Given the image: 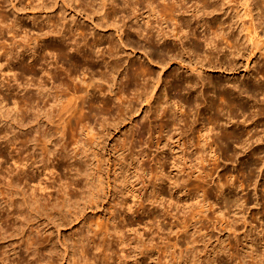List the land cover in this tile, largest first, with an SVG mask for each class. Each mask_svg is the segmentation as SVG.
<instances>
[{
  "label": "bare ground",
  "instance_id": "bare-ground-1",
  "mask_svg": "<svg viewBox=\"0 0 264 264\" xmlns=\"http://www.w3.org/2000/svg\"><path fill=\"white\" fill-rule=\"evenodd\" d=\"M33 1H34V11L36 10V13L37 12L43 13L42 16L39 14L41 16L40 21L34 18V25L37 24L35 25V27L37 28L34 27V41L36 45L34 44V59L32 58L34 60L33 62L34 90H35V92H33L34 100L33 97H31L32 95L28 96L29 93L28 95H26V93L22 95L24 90L26 91L27 86H25L26 89L22 88L23 92H21V95L17 96L16 93L15 95H13L11 89L12 86L10 82H5V79L7 78H3L2 75L0 76V116H1L0 118L3 121L10 123V128H8L9 127L8 126L7 129H4L5 130L4 135L2 132L3 136L1 135L0 132V139H1L0 158L2 159V161L0 162L3 161L4 163L10 162L13 165V167H9V168L7 167L8 178L6 177L5 178L8 179V181L6 180L7 181L6 188L0 189V196H1L0 221L8 223V224L5 223L6 224L5 228H3L0 225V241L2 239L3 240L8 239L9 241H12L13 244L11 245L10 248L8 247L6 248L7 245H10L6 243L7 245L3 248L4 250H0V264H61L63 261L65 262L68 261L66 263L69 264H128V263L138 264L136 259H134V261H131L129 259L137 257L138 254H141L142 257L145 256L146 254L147 256L150 255L151 257L153 251L156 250L155 246L149 247V245L145 244L144 240H142L143 238L142 233L144 232H140V229L142 230V228H139L141 225L142 226L147 225V222H144L143 219L139 217L140 214L142 217L143 216L142 214L145 212L144 202L145 200H147V197L146 199L142 198L141 196L143 193L142 190L144 189L146 191L145 187L148 188V185H151V183L148 182L149 179L146 181L145 178L148 176L145 177L146 174L144 175L145 172L143 171L142 165H140L139 163L140 158L145 154L143 155V153H140L139 159L137 158L138 155L135 154L136 155L135 156L134 154L131 153L133 151H131L129 154H126L125 151L130 150L131 146L127 145L128 140H126L125 137L124 139L121 138V142H120L121 146L119 148H116V150H114L115 151L114 154L116 155L117 153L118 156L117 157L115 156V160L110 162V158H107L109 156L108 153L107 152L105 154L101 153L102 149L104 150L106 149V146L104 144H102L104 146L101 147L100 140L102 134L101 136H99L97 132L98 130H96L95 132L94 129L90 127V125L87 123L89 122L88 120L87 122L86 121L84 122L83 114L85 112H82V110L84 111V104L86 103L87 99L90 108L95 104L97 105L102 104L101 109L107 111V109L110 106V104L106 100H104L105 98L101 100H98L96 98L97 96L96 94L102 93L104 89L101 80L102 82L106 81V85H108L107 86L108 88L105 89L106 91L108 90L107 92H110L112 90L111 89L112 86L116 84L115 81L112 80H111L112 83L110 84L109 83L110 80L109 79L105 80L102 75H100V77L97 78L98 79L97 82L95 80L96 79L95 76L99 74L95 59L96 54H94V52L95 53L99 52L98 49L101 47V45L104 46L103 48L101 47L102 49L100 52H102L103 56L108 55V57L112 58V60L110 59L111 60L110 66L112 68L111 70L115 73L118 72L120 68H122L121 63L119 62V59H121L120 58L121 53H119L118 49L120 48L125 49L126 47H128L131 49L132 53L136 50L138 52L140 51V53H142L143 59L139 56L140 58L138 57V60L136 59L137 62L132 63L131 66L132 68L133 67L135 68L132 70L137 71V73L135 74L136 76L134 75L132 76V78L135 79L136 77L138 79V77H142L143 80V83L140 85V87H138L141 90L137 91L138 93L137 92L135 93L137 95L136 98L143 99V101L147 103L146 105H148V107L150 108L149 110L152 111V108H154L155 109L154 113L156 116L163 115L166 111L168 112V110L169 112H171L170 109L173 110L174 115H176V112H179L180 115L181 112L180 115L181 119H179V122L176 121L177 119L173 118L171 115V118L166 119L167 120L166 124L163 123L160 125V132L157 129H155V131L159 132L158 134H162L163 132H165V128L168 125L172 126V128L178 126L175 128L177 130L179 129L178 132H176L175 129V133L173 134H168L169 132L166 134L164 133V135H162L161 138H158L156 142L158 148L162 140L164 139L168 141L166 145L169 146L171 144L172 146L174 138H176L178 142H180V144L182 142V147L184 146L183 148H181V145L178 144L177 145L175 144V146H173L180 148L182 150L180 152H183V150L186 152L188 148L189 149L187 151H189L191 146L193 147L195 146L193 148L197 156L195 159L197 160V162L200 159L199 160V166H200V163L204 164L203 161L206 160L204 159L203 156V153H206V150L204 151L203 148L207 149V154L209 153L210 155L211 153L212 155L215 152L214 146L216 147V144L219 143L221 140H223V137H226L227 140H230L233 143L235 154L237 153L239 154V156L243 155L244 157L252 158L251 160L253 162H250V164L247 167L251 170L250 174H253V171L255 170L258 171V174L256 173L257 171L254 172L255 173L254 180L251 178L249 179L244 178L245 179L244 182L246 183V186L242 187L245 190L250 188L252 192V193L250 192L252 194V197L250 196V194H247L246 191V195L244 194L245 196L243 195L241 199L239 198L241 200L240 201L238 198L234 196L233 190L230 189L231 191H229L227 187L230 186L228 185L229 183L227 184L224 182L226 186H223L224 184L219 182L220 184H222V186L219 184L221 187L219 190L221 195L219 197L220 202L216 201V203L220 205L221 212L218 209L217 210L219 211V213H223L224 210L227 211L231 207L232 202H234L233 204H235L237 200L240 201L238 207L240 206L242 208L241 215H242L244 227L245 226L250 227L249 230L251 232L253 230L256 232V230L258 229V234H260L261 232L264 234V217L263 218L258 217L259 214L258 212L260 211L258 208L259 207L264 208V201H263L264 197H262L263 202H261L258 194V190H259L258 178H260V175L261 177H263L262 175L264 174V154L261 155V153L264 152V117H262L264 116V80L262 81L263 83H258V81L260 82V78H264V41H261L259 35V29L260 31L261 29L264 30V0H240V1L238 0L241 3L239 4L241 5L242 9L240 7H238L239 9H236L235 7L234 12L232 11L233 14L230 17V18H234L236 21L239 22V23L236 22L237 25L234 26L236 27L235 32L234 30H231L232 29L231 25L226 26L227 21H225V19H222V16L225 14L226 9H230L231 11L232 0H194L195 4H197L196 2H198L199 4L201 3L200 4L202 6L201 10L204 13L206 12L209 15L211 14L215 15L214 17H212V20L209 19L210 17L207 14L206 15L209 17L208 18L209 20L208 19L204 20L205 19L204 17L200 18L199 12L201 11H199L200 9L198 10V8H196L197 10H193V11L191 10V8L188 9L189 6L187 5L188 4L187 2L192 0H162L163 3L162 2L159 3V0H121V1L94 0L97 1V5H98V7L96 6L97 7L96 10H94L92 3L87 2L86 0H85L86 2L84 0H33ZM2 2L9 3L10 7L12 6V8L15 11L17 10V8L19 9V7L16 8L17 4L15 3L16 1L14 2V0H2ZM140 9H145V10L139 11ZM254 9H256L257 12L259 13L253 14L255 13ZM118 10L124 12L128 11V13L126 14L127 22L124 21V24L123 22H121L120 25L123 24L122 26L118 25V22L115 21L117 18L115 19L114 17L116 16V13H118ZM36 13L34 14L35 16H37ZM70 13L72 14L70 18L72 20L68 21L69 19L68 17H70L69 16ZM2 14H0V16ZM98 14L99 16H97ZM112 15L114 19L112 18L113 21L110 20L111 21L110 22L109 18H111ZM76 16H79V18H81L80 19L81 24L80 22H78L79 20L76 19ZM4 17L7 20L8 18H10L8 17V14ZM7 20L6 22L2 20L4 24L7 23V25L5 26L2 25V27H0L1 28L0 32L2 33L4 31H7L8 33L9 32L16 33L17 26L19 25L20 27L21 24L18 23V20L16 19L15 20L13 19L12 24L8 23ZM133 20L135 21L134 26L133 24H129V25L127 24L128 21L132 22ZM85 22L86 24L88 23V25L93 27L91 32L88 31L91 27H89V29L87 28L88 30L86 29ZM193 22L197 24V28L202 29L201 32L204 33V34L202 33V37H200L196 33L197 30L194 28V25L192 26ZM40 23L42 24L45 23L48 26V30L46 31L47 28L44 29V26ZM67 26L69 27V30L71 29L72 31H74V33L75 31L76 32L78 31L77 33L78 37L74 38L71 35L73 37L72 42L70 41L71 45L70 42L67 41H66L67 43L61 42L60 41L61 39L59 40V42H57L58 40L53 42L54 40L51 39V36L57 34L58 38L64 37L62 32L66 30L65 27ZM123 26H125L124 29ZM57 27L60 28L55 29ZM110 27H117V29L115 28L116 30L114 33L115 35L111 32V29H109L111 33L105 32V29ZM191 28H194L196 32H194V30L191 31ZM24 29L26 30L25 32H27L28 30L30 31V27L29 29H27V26H24ZM61 29L64 30L61 32ZM22 31L24 30L22 29ZM31 31L33 32V30ZM58 34H60V37ZM89 36H91V38ZM14 39L12 36V40L14 43L12 42L13 45L10 46V50L8 49L9 51L5 52V54L8 56L5 57L7 58L6 63L5 62H4L5 64L0 63V74H3L1 72L4 71L9 72V74L12 72V77L17 75L16 74L17 68L14 66L15 64L14 56L15 55L17 57L19 56L18 49L19 47H21V45L16 42L17 39H15L16 41ZM50 39L53 41L51 42ZM31 40H33V38ZM35 46H38V49H35ZM95 47L96 48L98 47V49H95ZM257 54H259V56L262 57L261 65L258 63L261 67L259 65L258 67H254V65L251 67L250 63H252L251 61L254 60V59L252 60V58L253 57L256 58ZM2 55H4V53ZM47 55H55L56 56L55 61L61 62L62 64L68 66L66 68L67 77L68 78L71 77V82L69 83L66 82L67 86H65V88L70 87L69 91L67 92L62 91V88L61 89L59 88L64 82L62 83L59 82L60 83L59 85L56 84L58 82H56L55 84L54 83L51 84L54 85V87H56L51 89L53 86L51 88H49L50 84L49 86H47L48 80L41 81L42 78H38L37 71L39 70H41V72L44 73L45 76H48L47 74H50V70L52 66L51 68L48 69H45L46 67L44 68V64H46L45 62L47 59L46 57ZM18 63H20V61H18ZM51 63L48 64V67L49 65H51ZM106 65H108V63ZM2 66L4 67L6 66V67L2 68ZM63 69L64 68L62 67V70ZM80 69L84 73L81 72ZM214 70H222L225 72H233V73L236 72V75L235 74L225 75V76L220 75L215 77L213 74H211V72ZM45 72L47 74H45ZM85 72L89 74L88 79H86L87 77L85 78L84 75ZM110 73L112 74L111 71ZM80 74H82L83 76L80 77ZM8 75L7 73L6 75L3 74L4 77ZM40 76H43V74ZM67 77L65 76V78ZM114 77H116V75ZM16 78L17 77H15L14 79L16 80ZM49 78L53 80L54 77L51 76ZM76 79H78V81H76ZM249 82H255L256 84L254 83V85L251 86L252 83L250 84ZM133 84L135 85V83ZM133 84L131 86H133ZM9 90L11 91L7 93ZM112 92L113 91H111V93ZM79 93H83V95ZM124 94L125 91L123 90V88L117 93L118 95L117 99L119 100V102H121L120 100H122V97H125ZM244 94L246 98L250 99L251 103L254 99L257 100H254L255 102L253 101L252 104L250 102L243 101L242 100L243 97L241 99V95L244 96ZM152 98H154V103L151 102V100H153ZM258 100L260 101V104L258 103ZM25 106L31 109L32 111L34 110L33 111L34 123L32 122V124H34V131L37 128L36 132L38 133V136H36L37 133L36 135L34 134L35 135L34 138L23 136L24 139H21V142L19 141L20 146H18L17 140L19 139L20 136L16 134L17 131L15 133L14 131L15 128L14 130H9V129H11L15 123L20 125L21 128L23 125L26 126L28 125V123L31 124V122L24 124L25 120L23 114L19 112V110H21ZM121 106L122 108L123 107L125 108V106L123 105ZM130 107L132 109V106ZM28 108L26 109L28 110ZM122 108L119 110L120 111V114H118L119 116L121 114L122 115L124 114L123 113L124 108L123 109ZM255 108H258V110L256 109V112L254 110ZM138 109H136L134 112L138 111ZM250 109H253L255 114L253 113L254 115L252 116L251 114L250 116H245L246 112ZM238 111L241 112V116L243 117V118L240 117L241 119H243L242 121L238 119L240 122L234 120V117H236L235 113ZM117 112L115 111V113ZM94 113L96 112H93V115ZM132 113L133 112H131V115ZM84 115L86 116V114ZM102 115L104 114L102 113L101 116ZM125 115L126 116L130 115V110L127 108ZM125 115H123L124 117L122 116L118 122L116 121L115 123L114 121L115 125L123 124L125 120L128 118V116L125 117ZM225 116H227L226 117L227 121L226 123H222V120L225 119L224 118ZM129 117L131 118V116ZM149 117L150 116H148V118ZM97 118L94 119L97 120ZM104 118H109V117H104ZM157 118L158 117H156V119ZM177 118H179V116ZM1 119H0V123H2ZM109 119L112 120V118ZM46 123H51L50 125L54 124L53 128H49V129L44 128V125ZM109 123L110 122L106 121L105 119L99 121L100 126H103L105 130L106 129L110 130L111 128L114 127V126L111 127L113 123L112 124ZM228 123L230 124L232 123L231 127L233 126V128L230 129L224 127L227 126ZM260 124H262L261 127ZM153 126L157 127L155 125ZM3 127L6 126L4 125ZM116 127L117 126H115L114 128ZM148 127L150 128V125ZM238 127H241V130L238 129ZM16 128L20 130L18 126ZM111 131L112 130H110V132ZM149 131H151V128ZM21 133L23 132L21 131ZM195 135H196L195 138H197L196 143L194 142L196 139L195 140L193 139ZM58 136H62V138L58 139L57 138ZM65 136L70 137L69 141L67 140L65 141L63 140L64 142L61 141L62 139H64ZM82 136H86L87 138L83 140L84 137ZM118 140H120V138ZM151 140L152 139H150V141ZM28 144H31V146ZM27 146L32 148V152L27 153L31 149V148L29 149V147ZM24 147L26 149H24ZM217 150L218 149H216V151ZM237 154L235 157H237ZM214 156L217 155L215 154ZM183 159H184L183 161L185 162L183 161L182 162L185 163L186 165L188 159L185 157V155ZM192 159H194V157H192ZM55 160L57 161V163L54 162ZM168 160L170 161V159ZM159 162H161V160ZM176 162L177 161L173 160L171 163L174 166V168H177V170H179L178 172L182 171L181 165L180 167L177 166L179 164H177ZM246 163L247 162H245V164ZM197 164L198 163H196V165ZM185 165L184 167L186 168V166L189 165V163L186 166ZM160 167L157 166L152 170H148L150 171V174H152L151 175L152 178L155 179L154 182L153 179L151 178L152 179L151 182H154V184H152L153 185L152 187L153 189H155L154 194L153 195L151 194L152 195L151 202L152 203L154 202L155 204V202L158 203V201L164 199V201L165 200H167L166 202L169 201V203L174 208L177 207V209L178 206L180 207L182 205H186L190 200L184 203L182 202L180 197L181 195H179L182 192L181 188L174 191H173L174 188L172 189L173 185H174L173 187H175L178 184L177 182L179 177L178 179L177 177H174L175 180L172 181L173 177H170V175L172 174L166 173L165 175L164 172L162 171L159 172L158 170ZM111 168L113 170V174H112L113 177H111V171H110ZM192 174L194 173H191L190 175L192 176ZM182 175H184V177L187 176L185 174ZM190 175L188 174L189 177ZM217 176H219V173ZM198 177L203 179L208 177V175L205 176L201 174ZM3 178L4 177H2V179ZM191 178L192 177H190V179ZM183 179L180 178V180L184 182L185 180ZM227 181L229 182L228 179ZM164 182L169 186H171V188L170 187L169 189L167 188L168 192H165L164 190V187L162 185ZM210 183L212 182L210 181ZM202 188L200 190H202ZM184 189L185 187H183L182 190ZM197 191L198 190H196V192ZM198 195H204V194L203 193L201 194V192L199 191ZM17 196H21L20 199L22 201L15 199ZM140 196L142 199L139 198ZM132 197L133 198L135 197V199L137 197L139 198L138 201L139 206H137L138 214H136L135 219H134V214L132 215L133 213L132 210L136 202L133 199L134 200L132 202L133 204L131 203L130 199L132 200ZM148 200L150 201V199ZM206 200L208 201V199L206 198L201 203H197V204H201L200 206L202 209L204 208L203 210H205L206 207ZM251 202H253L252 205L250 204ZM2 203H4V205ZM186 206H188V204ZM235 206L237 205H234V207ZM252 206L255 207L256 210L257 209L259 210L257 212L258 214H255L256 217L254 216L256 219L259 218L260 222L258 221L259 222L258 226L252 225V223L249 221V217H251L253 213L251 209ZM95 209L96 210L102 209L103 212L105 211L104 213L106 214L109 213L108 217L107 215L106 218L102 217L101 215L100 216L97 215L98 216L97 217L95 216L96 214H93L94 217L97 218L88 220L87 211L90 210L91 212H93L92 210ZM190 209L192 211L194 210V208H190ZM203 210L202 212H204L205 214V211ZM198 211H199V215H201L200 209ZM228 211L227 213H229ZM26 212L28 213L29 216L24 215L27 214ZM192 213L194 214L196 212H192ZM149 214H152V212ZM196 214L194 216H196ZM14 215H16L17 218H19L18 220H20V218L23 217V219L21 218L22 220L19 224H17L18 222L15 221V218L11 220V217H13ZM93 215L91 217H93ZM191 215H189L190 216L188 217L189 219L190 218L193 219ZM117 216L121 218L119 221H117ZM157 216L158 215H148V217L147 218L145 217V219L152 218L151 219V223H152V220L156 219ZM196 219L193 220L196 221ZM31 220L35 221L34 222V226H35L34 228H36L35 231L37 232V234L38 233L41 234V237L39 234H38L39 236L37 235L31 236L30 233L28 234L26 233L25 239L19 242L16 241L15 238L23 237L24 226L26 229V224L28 226V222H30ZM190 220L189 221L187 220V222L186 221L182 222L181 220L179 226H181V223L182 224L184 223V226L182 225L183 226L182 228H184V230L180 232L178 231V233H176L178 235L174 237L175 239L174 242L172 243L173 247L183 246L184 244L182 240L184 238L183 236H186L185 234L188 233V230L192 228V226H195V224L197 223L196 221L189 224ZM37 221L40 223H38ZM81 223L83 226L79 227ZM50 224L51 225L53 224V226H57L59 228L64 227V229L67 226H73L75 228L76 226H78V230L77 229H76L77 231L73 230L74 232L70 231L72 232V234L70 236L68 235L69 237L67 238L66 236L62 238L63 241L60 240L61 241L60 243L58 240L60 236L57 240L51 237L53 231L52 232L50 231L51 230L49 228ZM134 226L136 228L138 226L139 232L137 231L136 228L135 229L132 228ZM156 226L158 227V224ZM55 229L57 228L55 227ZM176 229L179 230V228L177 227ZM33 230L34 229L32 226V231ZM126 231L129 232L137 231V234L132 232L133 237L129 238L128 236H126L127 234H125L128 233ZM181 232L183 234L179 235V233ZM61 233H63V229ZM13 239H15L16 243H14ZM260 242H262L260 244L261 247L259 248L262 249L261 253L257 252V248H255L256 252L259 253L256 254L257 255L256 256L255 252L250 249L248 255L250 258H252L251 260H254L255 258L257 259L258 257L259 258L261 257L262 260H264V236L263 237L261 236ZM195 243L196 240L194 241V244ZM58 244L61 246L62 251L58 250V246H57ZM221 244L218 245L217 248H215L216 249L214 250L215 256H218L220 252L222 253L225 252L226 246L223 245L224 243L222 245ZM185 247L186 248L184 250H181V255L178 258L177 256H174L176 257V259H180L179 264L184 263V261L186 260L188 254L184 253L185 251L192 252L194 256L195 248L194 247L188 248L187 245ZM259 249L258 251H260ZM28 251H31L30 253L32 254H30V256L33 255V259L27 260L29 256H27V259L25 258ZM59 251L61 253H59ZM24 252L25 253L27 252L25 256H24ZM166 252H164V257L166 256ZM233 256L240 258L238 254H233ZM245 257H247V255L246 256L242 255V258ZM58 258L60 262L59 260H57ZM116 261H118V263ZM254 263L256 264V262ZM191 264H196L195 260ZM206 264H212V261L210 260Z\"/></svg>",
  "mask_w": 264,
  "mask_h": 264
},
{
  "label": "rangeland",
  "instance_id": "rangeland-1",
  "mask_svg": "<svg viewBox=\"0 0 264 264\" xmlns=\"http://www.w3.org/2000/svg\"><path fill=\"white\" fill-rule=\"evenodd\" d=\"M16 1V2H15ZM29 3H28V2ZM85 1V0H84ZM87 2H90V3H92V5H93V7H94V10H96L97 9V7H98V5H97V1H94V0H86ZM85 1V2H86ZM117 1H121V0H117ZM240 1V0H239ZM238 0H232V3H231V6H232V9H231V11H230V9H226V12H225V14L222 16V19H225V21H227V23H226V26H228V25H231V27H232V29L231 30H234V32H235V28L236 27H234V26H236L237 24H236V22L237 23H239L238 21H236L234 18H230L231 16H232V14H233V12H234V8L236 7V9H239L238 7H240L241 9H242V7H241V3L239 2ZM14 2L17 4V6H16V8L17 7H19V9L17 8V10H19V11H15L13 8H12V6L10 7V4L9 3H7V2H2V0H0V14H2L0 17V23H1V21L2 20H4V22H6V18L4 17V16H6L7 14H8V17H10V18H8V20H7V22L8 23H10V24H12V22H13V19L15 20H18V23H20L21 25H20V27L24 30V31H22V29L19 27V25L17 26V36H16V33L15 32H7V31H4V32H0V46H1V49H0V63L1 64H5L6 63V59L7 58H5L7 55L5 54V52H7V51H9L10 50V46H12L13 44H12V42H13V40H12V36H13V39H14V36H15V39H17V43L18 44H20L21 45V47H19V49H18V52H19V56L17 57L16 55L14 56L15 58H14V66L17 68L16 69V74L18 75H16V76H14V77H12V72L9 74V72H1V73H3L4 75H6V73H7V75L8 76H3V74H0V76L2 75V77L3 78H7V79H5V82H10V84H11V89H12V94L13 95H15V93H16V95L18 96V95H21V92H23L22 90L23 89H26V91L24 90V92H23V94L22 95H24L25 93H26V95H28V93H29V95L28 96H31V97H33L34 96V93L33 92H35V90H34V44H35V41H34V27H35V25H37V24H35L34 25V18H36V19H38V21H40L41 20V16H42V14L43 13H40V12H37L36 13V10L34 11V1L33 0H14ZM18 2H19V4H18ZM32 2V3H31ZM162 2V0H159V3H161ZM96 3V4H95ZM163 3V2H162ZM188 3V4H187ZM186 4L189 6V8L188 9H190L191 8V10L193 11V10H197L196 8H198V10L199 11H201V12H199V17L200 18H205L204 20H206V19H208L209 17V19H211L212 20V17H214L215 15L214 14H211V15H209V14H207L206 12L204 13L201 9H202V6L198 3V2H196L197 4H195V1L194 0H192V1H189V2H187ZM240 3V4H239ZM29 6H28V5ZM5 5V6H4ZM20 5V6H19ZM186 5V6H187ZM198 5V6H197ZM239 5V6H238ZM7 6V7H6ZM97 6V7H96ZM234 6V7H233ZM194 8V9H193ZM13 9V10H12ZM235 9V10H236ZM142 10H145V9H140L139 11H142ZM227 10H229V11H227ZM256 9H254V12L255 13H253V14H256V13H259V12H257V10L255 11ZM233 11V12H232ZM231 12V13H230ZM37 14V16H35L34 14ZM124 13V14H123ZM128 13V11L126 12H124V11H120V10H118V13H116V16H114L115 17V21L116 22H118V25H120V23L121 22H123V24H124V21L125 22H127L126 20H127V17H126V14ZM200 13H201V15H200ZM204 15H203V14ZM5 14V15H4ZM41 16H40V15ZM209 16H207V15ZM231 14V15H230ZM4 15V16H3ZM15 15H17V16H15ZM71 13H70V17H68L69 19H68V21L70 20H72V19H70L71 18ZM35 16V17H34ZM97 16H99V14L97 15ZM125 16V17H124ZM3 17V18H2ZM15 17H17V18H15ZM18 17H20V18H18ZM39 17V18H38ZM113 15L111 16V18H109V21L110 20H112L113 21ZM124 18H125V20H124ZM248 18H250V17H248ZM10 19V20H9ZM76 19H78L79 21L78 22H80V24H81V18H79V16H76ZM121 21H120V20ZM122 19H123V21H122ZM208 19V20H209ZM233 19V20H232ZM245 19H247V18H245ZM21 20V21H20ZM119 20V21H118ZM207 20V21H208ZM249 20V19H248ZM10 21V22H9ZM4 22L2 21V23H1V25H0V27H2V25L3 26H5V25H7V23H5L4 24ZM77 22V23H78ZM111 22V21H110ZM135 21L133 20L132 22H129L128 21V25L129 24H133V26H134V23ZM143 23V22H142ZM195 22H193V24H192V26L194 25V28L197 30V32H196V30L194 29V28H191V31H193L194 30V32H196L200 37H202V33L203 32H201V28L199 29V28H197V24L195 23ZM22 24H24V25H22ZM40 24H42V23H40ZM85 24H86V22H85ZM84 24V25H85ZM123 24H121L120 26H122ZM43 26H44V29H46V31L48 30V26L45 24V23H43L42 24ZM9 26V25H8ZM24 26H27V29H29V27H30V31L28 30L27 32H25L26 30L24 29ZM85 27H86V29L88 28L89 29V27H91L90 25H88V23L85 25ZM124 27L125 26H123V29H124ZM19 28V29H18ZM35 28H37V27H35ZM60 27H57V28H55V29H59ZM68 28V29H67ZM92 28L93 27H91L88 31H92ZM115 28L117 29V27H110V28H106L105 29V32H110V30L109 29H111V32L114 34L115 33ZM230 28V27H229ZM1 29V28H0ZM21 29V30H20ZM65 29L66 30H64V29H61V32L63 33V35H64V37H60V34H58L59 35V37L60 38H58V36H57V34L55 35L54 34V36H51V39H53V40H51L50 39V41L52 42H55V41H57V42H59V40L61 41V42H72V40H73V37L75 38V37H78V31L76 32L75 31V33H74V31H72L71 29V31L69 30V27L67 26V27H65ZM20 30V31H19ZM31 30H33V32L31 31ZM50 30H52V29H50ZM108 30V31H107ZM67 31V32H66ZM263 31V32H262ZM25 32V33H24ZM66 32V33H65ZM110 32V33H111ZM208 32V31H207ZM20 33V34H19ZM65 33V34H64ZM68 33V34H67ZM73 33V34H72ZM13 34H15V35H13ZM19 34V35H18ZM33 34V35H32ZM76 34H77V36H76ZM122 34V33H121ZM204 34V33H203ZM73 37H72V36ZM90 35V34H89ZM115 35V34H114ZM259 35H260V38H261V41H264V30L263 29H261V31H260V29H259ZM17 37V38H16ZM70 37V38H69ZM90 38H91V36H89ZM33 38V40H31ZM56 38V39H55ZM90 38H88V39H90ZM259 38V39H260ZM21 40V41H20ZM65 40V41H64ZM19 41V42H18ZM32 41V42H31ZM34 41V42H33ZM66 42V43H67ZM71 42H70V45H71ZM14 43V42H13ZM16 43V44H17ZM33 44V45H32ZM69 44V43H68ZM36 45V44H35ZM103 46L104 45H101V47L103 48ZM5 47V48H4ZM99 48L98 49V47L96 48L95 47V49H98V51L99 52H94V54H96L95 55V59H96V65H97V70H98V74L99 75H96L95 76V80H96V82L98 81V79L97 78H99L100 77V75H102L103 76V78L105 79V80H107V79H109L110 80V84L112 83V81H115V83L117 84H115L114 86H112V90L111 91H113L112 93H111V91L110 92H107L106 91V89L108 88L107 86L108 85H106V81H104V82H102V80H101V83H103V91H102V93H98V94H96L97 96H96V98L98 99V100H101V99H104V100H106L109 104H110V106H109V108L107 109V111L106 110H102L101 109V105L99 104V105H97V104H95L94 106H95V108H94V106H92L91 108L89 107V103H88V99L86 100V103L84 104V111L82 110V112H85L84 114H86V116L83 114V116H84V122L86 121L87 122V120L89 121V122H87L89 125H90V127H92L93 129H94V131L96 132V130H98L97 132H98V134H99V136H101V134H102V137H101V140H100V142H101V147H103L104 145L106 146V149L104 150V149H102L101 151V153H108V157L107 156H105V157H107V158H110V162H112V161H114L115 160V156L117 157L118 156V154L116 153V155L114 154L115 153V151L114 150H116V148H119L120 146H121V144H120V142H121V138L122 139H124L125 137V139L126 140H128L127 142L129 143H127V145L128 146H131V149L130 150H126L125 151V153L126 154H129L131 151H133V152H131L132 154H136V155H138V159H139V156H140V153H143V155L144 156H142L141 158H140V161H139V163H140V165H142V168H143V171L145 172L144 173V175H145V177L146 176H148V177H146L145 179H146V181L148 180V182H150L151 183V185H148V188L147 187H145V189H146V191H147V193H146V191L143 189L142 190V198L143 199H146V197H147V200L148 199H150V201L148 200H145V209H144V213L142 214L143 216L141 217V214H140V218H142L143 219V221L144 222H147V225H141L139 228H142V230L140 229V232H144V233H142L143 234V238H142V240H144V242H145V244L146 245H149V247H151V246H155L156 247V250L155 251H153V253H152V256L150 257V255H148L147 256V254L145 255V256H143L142 257V255L141 254H138L137 255V257H135V258H131V259H129V260H131V261H134V259H136V261H137V263L138 264H179V261H180V259H176V257H174V256H177V258L181 255V250H184L186 247V245H187V247L188 248H190V247H194L195 248V252H194V256H193V253L192 252H184V253H187L188 255H187V257H186V260L184 261V263H182V264H191L194 260H195V262H196V264H206L208 261H212V264L214 263V264H255L254 262H256V264H258L259 263V261H260V259H261V261H260V263L259 264H264L263 262H264V260H262V258L260 257H258L257 259H256V261H255V259L254 260H251L252 258H250L249 257V255H248V253H249V251H250V249L252 250V251H254L255 252V255L256 254H259V253H261V250L262 249H259L260 247H261V243L262 242H260L261 241V236L263 237L264 236V234L261 232L260 234H258V229L256 230V232L253 230L252 232L249 230L250 229V227H244V225H243V220H242V208L239 206L238 207V204H240V199H241V197H243V195L245 194L246 195V191H247V194H250V196L252 197V192H251V190H250V188L249 189H243L242 187H245L246 186V183L244 182L245 181V179H249V178H251V179H253L254 180V178H255V173L254 172H256L257 170H255V171H253V174H250L251 172V170L247 167L249 164H250V162H253L251 159L252 158H248V157H244L243 155H240L239 156V154H237V157H235L236 156V154H235V152H234V145H233V143L230 141V140H227V138L226 137H223V140H221L220 142H223V143H217L216 144V147L214 146V149H215V152L211 155V153H210V155H209V153L207 154V149L206 148H203V150L205 151L206 150V153H203V156H204V159H206V160H204L203 161V163L204 164H201L200 163V166H199V160H198V162H197V160L195 159L197 156H196V154H195V150L193 149L194 147L193 146H191L190 147V152L189 151H187L186 150V152L183 150V152H180V151H182L180 148H177V147H173V146H175V144L177 145H181V148H183L182 147V142H181V144H180V142H178V140L176 139V138H174V140H173V144H172V146H171V144L168 146V145H166L167 143H168V141L166 140V139H164V140H162V142H161V144H160V146H159V148H158V145H157V139L158 138H161V136L162 135H164V133L166 134V133H168V134H173V133H175V127H178V126H175V127H173L172 128V126H165L166 128H165V132H163L162 134H158L159 132H160V125L161 124H163V123H165L166 124V119H168V118H171V115H172V117L173 118H176L177 120L176 121H178L179 122V119H181V117H180V115H181V112H180V115H179V112H176V115H174L173 114V110H171L170 109V111L171 112H169V110H168V112H169V114H168V112L166 111L163 115H159V116H156L155 115V113H154V111H155V109L154 108H152V111L151 110H149L150 108L148 107V105H146L147 103L145 102V101H143V99H137L136 97H137V95L135 94L137 91H140L141 89L140 88H138V87H140V85L143 83V80H142V77H138V79L135 77V79L134 78H132V76H134L136 73H137V71H135V70H132V69H135L134 67L132 68L131 66H132V63H135V62H137V60H138V57L140 56L142 59H143V56H142V53H140V51L138 52L137 50L136 51H134L133 53L131 52V49L130 48H128V47H126L125 49L124 48H120V49H118V51H119V53H121L120 55V58L121 59H119V62L121 63V67L122 68H120V70L118 71V72H113L111 69V60H112V58L111 57H108V55H105V56H103L102 55V52H100L101 51V49L102 48ZM3 48V49H2ZM9 49V50H8ZM28 49V50H27ZM35 49H38V46H35ZM93 49H94V47H93ZM6 50V51H5ZM27 50V51H26ZM32 50V51H31ZM94 51H97V50H94ZM4 53V55H2ZM20 53H21V55H20ZM31 53V54H30ZM100 53V54H99ZM128 54V55H127ZM32 55H33V57H32ZM123 55V56H122ZM51 56V57H50ZM126 56V57H125ZM8 57V56H7ZM47 57V59H46V64H44V68L45 69H48V68H51V66H52V68H51V70H50V74H47L46 72H45V74H47L48 76H45L44 75V73H42L41 72V70H39V71H37V76H38V78H42L41 79V81H43V80H48V84H47V86H49V84H50V86H49V88H51L52 86V88L51 89H53V88H56V87H54V85H51V84H55L56 82H58V83H56V84H60V83H62V82H64V83H62V87L60 86L59 88L61 89L62 88V91H69L70 89V87L68 88V87H66L65 88V86H67V83H69V82H71V77H67V71H66V68L68 67L67 65H65V64H62L61 62H57V61H55L56 60V56L55 55H47L46 56ZM50 57V58H49ZM54 57V58H53ZM128 57V58H127ZM139 57V58H140ZM33 58V59H32ZM54 60H53V59ZM104 58V59H103ZM18 59H20V60H18ZM28 59H30V60H28ZM48 59H50V60H48ZM99 59V60H98ZM111 59V60H110ZM126 59V60H125ZM137 59V60H136ZM254 59V60H253ZM258 59V60H257ZM16 60V61H15ZM109 60V61H108ZM252 60L253 61H251L252 63H250V65H251V67L254 65V67H258V65L260 64L261 65V62H262V57L261 56H259V54H257V56H256V58H252ZM260 60V61H259ZM18 61H20V63H18ZM22 61V62H21ZM49 61V62H48ZM54 61V62H53ZM256 61V62H255ZM258 61V62H257ZM5 62V63H4ZM31 62V63H30ZM52 62V63H51ZM57 62V63H56ZM28 63H29V65H28ZM51 63V65H49V67H48V64H50ZM108 63V65H106ZM256 63V64H255ZM259 63V64H258ZM18 64V65H17ZM22 64V65H21ZM56 64H58V65H56ZM61 64V65H60ZM31 65V66H30ZM55 65H56V67H55ZM99 65V66H98ZM259 65V66H260ZM101 66V67H100ZM6 67V66H5ZM4 66H2V68H5ZM62 67L64 68L63 70H65V71H63L62 70ZM110 67V68H109ZM155 67V66H154ZM261 67V66H260ZM60 68V69H59ZM26 69V70H25ZM45 69H44V71H45ZM54 71H53V70ZM57 69V70H56ZM29 71H31V72H29ZM62 71H63V73H62ZM80 71L81 72H83L81 69H80ZM79 71V72H80ZM110 71L112 72V74L110 73ZM132 71V72H131ZM21 72V73H20ZM57 72V73H56ZM78 72V73H79ZM80 72V73H81ZM134 72V73H133ZM19 73V74H18ZM43 74V76H40V75H42ZM84 73V72H83ZM108 73V74H107ZM113 73H115V74H113ZM239 73V72H238ZM40 74V75H39ZM55 74V75H54ZM66 74V75H65ZM88 73L87 72H85V78L86 79H88V77H89V74L87 75ZM105 74V75H104ZM110 74V75H109ZM211 74H213L215 77H217V76H225V75H236V72L235 73H233V72H225V71H222V70H214V71H212L211 72ZM87 75V76H86ZM111 75H112V77H113V79H112V77H111ZM116 75V77H114ZM128 75V76H127ZM131 75V76H130ZM9 76H10V78H9ZM51 76H53L54 78H53V80L52 79H50L49 77H51ZM65 76L68 78H65ZM81 76H83L82 74H80V77ZM108 76H109V78H108ZM136 76V75H135ZM15 77H17L16 78V80L14 79ZM49 79H48V78ZM56 77V78H55ZM62 77V78H61ZM107 77V78H106ZM10 80H9V79ZM46 78V79H45ZM58 78H59V80H58ZM116 80H115V79ZM140 78V79H139ZM65 79V80H64ZM138 81H137V80ZM248 79V78H247ZM262 79V80H261ZM49 80H50V82H52V83H50L49 82ZM61 80V81H60ZM112 80V81H111ZM264 80V78H260V82L258 81V83H263L262 81ZM76 81H78V79H76ZM134 81V82H133ZM142 81V82H141ZM60 82V83H59ZM67 82V83H66ZM122 82V83H121ZM99 83H100V81H99ZM133 83H135V85L133 84ZM250 84H251V86H253L254 85V83L255 82H249ZM105 84V85H104ZM128 84V85H127ZM133 84V86H131ZM137 84V85H136ZM256 84V83H255ZM16 86V87H15ZM20 86V87H19ZM25 86H27L26 88H25ZM55 86H57V85H55ZM106 86V87H105ZM18 87V88H17ZM29 87V88H28ZM127 87V88H126ZM131 87H133V88H131ZM134 87H135V89L137 88V89H139V90H135L134 89ZM5 88V87H4ZM14 88V89H13ZM23 88V89H22ZM106 88V89H105ZM122 88H123V90L125 91V94H124V96L126 97H122V100H120L121 102H119V100L117 99V93L120 91V90H122ZM125 88V89H124ZM16 89V90H15ZM28 89H29V91H28ZM129 89V90H128ZM131 89V90H130ZM134 89V90H133ZM21 90V91H20ZM11 90H9L7 93H9ZM20 92V93H19ZM128 94H127V93ZM138 93V92H137ZM79 94H81V95H83V93H79ZM102 94V95H101ZM103 94H104V96H103ZM158 94H159V92H158ZM100 95H101V97H100ZM136 95V96H135ZM242 97H243V99H242ZM126 99V101H125V99ZM261 98V97H260ZM137 99V100H136ZM153 100H151V102H153L154 103V98H152ZM216 99V98H215ZM241 99L243 100V101H246V102H250L251 103V101H250V99H248V98H246V96H245V94H244V96L243 95H241ZM245 99V100H244ZM259 99V98H258ZM33 100H34V97H33ZM111 102H110V101ZM248 100V101H247ZM254 100H257V99H254ZM253 100V101H254ZM253 101H252V103H253ZM123 102H124V104H123ZM255 102V101H254ZM34 103V102H33ZM119 103V104H118ZM122 103V104H121ZM129 103V104H128ZM251 103V104H252ZM258 103L260 104V101L258 100ZM123 105V106H125V108L123 109L122 108V106L121 105ZM131 104V105H130ZM112 105V106H111ZM132 106V109H131V107L130 106ZM118 106V107H117ZM121 106V107H120ZM147 106V107H146ZM87 107V108H86ZM100 107V108H99ZM120 107V108H119ZM130 107V108H129ZM25 108V109H24ZM26 108H28V107H23L21 110H19V112H21L22 114H23V117H24V120H25V123L24 124H26V123H28V122H31V124H29L28 123V125H26V126H22V128L20 127V125H18L17 123H15L14 124V126L11 128V129H9V130H14V128H15V133H16V131H17V135H19L20 137H19V139L17 140V144H18V146H20V142H21V139H24V137L25 136H27V137H30V138H34L35 137V135H36V129H35V131H34V124H32V122L34 123V110L32 111L31 109H29L28 108V110L26 109ZM116 108H117V110H116ZM123 109V115H125V112H126V108L127 109H129L130 110V115H127L128 116V118L125 120V122L123 123V124H121V125H115V123H116V121L118 122L119 121V119H121V117L123 116L122 114L119 116L118 114H120V109ZM134 108V109H133ZM140 110H139V109ZM112 109V110H111ZM136 109H138V111H136V112H134ZM147 109V110H146ZM256 109L258 110V108H255L254 110H255V112H256ZM26 110H27V112H26ZM98 110H99V113H98ZM132 110V111H131ZM254 110L253 109H250V110H248L247 112H246V115L245 116H250V114H251V116L252 115H254L255 114V112H254ZM23 111V112H22ZM24 111H25V113H24ZM33 113H32V112ZM101 111V112H100ZM115 111L117 112V113H115ZM148 111V112H147ZM150 111V112H149ZM251 113H250V112ZM29 112V113H28ZM81 112V113H82ZM93 112H96V113H98V114H96V113H94V115H93ZM131 112H133L132 113V115H131ZM239 112L240 111H238V112H236L235 113V116L236 117H234V120L235 121H242L243 119H241V118H243L242 116H241V112H240V114H239ZM28 113V114H27ZM80 113V114H81ZM104 114V115H102L103 116V118H102V116H101V114ZM154 113V114H153ZM254 113V114H253ZM33 114V115H32ZM91 114V115H90ZM106 114H109V115H106ZM116 114H117V116H116ZM151 114H153V115H151ZM238 114V115H237ZM25 115V116H24ZM29 115V116H28ZM82 115V114H81ZM113 116V117H111V116ZM115 115V116H114ZM147 115V116H146ZM174 115V116H173ZM263 115V114H262ZM97 116H98V118L102 121L103 119H105L106 121H108V122H110L109 124H112L111 125V127H115V126H117L116 128H111L110 130H112L111 132H110V130L109 129H104L103 128V126H100V124H99V119L97 118ZM126 115H125V117H127ZM129 116H131V118L129 117ZM148 118V116H150L148 119L146 118V117ZM154 116V117H153ZM161 116V117H160ZM176 116V117H175ZM179 116V118H177ZM260 116V115H259ZM1 117V116H0ZM88 117V118H87ZM92 117V118H91ZM102 119H101V118ZM104 117H109V118H112V120H110L109 118H104ZM117 117H119V118H117ZM124 117V116H123ZM156 117H158L157 119H156ZM226 117L227 116H225L224 118L225 119H223L222 120V123H226ZM241 117V118H240ZM262 117H264V116H262ZM33 120H32V119ZM94 118H97V120H98V122H97V120L96 119H94ZM115 118V119H114ZM117 118V119H116ZM130 118V119H129ZM153 118V119H152ZM235 118H237V119H235ZM256 118H257V116H256ZM1 119V118H0ZM92 119H94V120H92ZM114 119V120H113ZM156 119V120H155ZM161 119V120H160ZM239 119V120H238ZM28 120V121H27ZM151 120V121H150ZM154 120V121H153ZM91 121V122H90ZM111 121H113V122H111ZM114 121H115V123H114ZM151 123H150V122ZM157 121V122H156ZM239 121V122H240ZM1 122L3 123H0V128H2V129H0V132H1V135H2V132H3V135H4V132H5V130L4 129H7V127L8 128H10V123H8V122H6V121H3L2 119H1ZM5 123V124H4ZM9 125H8V124ZM99 125H98V124ZM155 123V124H154ZM159 125H158V124ZM7 124V125H6ZM51 123H46L45 125H44V128H47V129H49V128H53V126H54V124H52V125H50ZM93 124V125H92ZM97 124V125H96ZM181 124V123H180ZM229 124V125H228ZM227 124V126H224V127H227V128H233V126L231 127V125H232V123L230 124V123H228ZM5 125L6 127H3V126ZM15 125H16V127L18 126L19 128H20V130H18V128H16L15 127ZM30 125V126H29ZM33 125V126H32ZM150 125V128H151V131H149L150 130V128L148 127ZM153 125H155V126H157V127H154ZM261 125L262 124H260V127H261ZM27 126H29V127H27ZM52 126V127H51ZM94 126V127H93ZM99 126V127H98ZM119 126V127H118ZM102 129H101V128ZM237 127V126H236ZM42 128H43V126H42ZM154 128V129H153ZM17 129V130H16ZM29 129V130H28ZM32 129V130H31ZM155 129H157L158 131H155ZM171 129H172V131H171ZM238 129H240L241 130V127H238ZM153 130V131H152ZM21 131L23 132V133H21ZM102 131H104V132H102ZM179 131V129L177 130L176 129V132H178ZM126 132V133H125ZM12 133V132H11ZM109 133H111V134H109ZM150 133V134H149ZM157 133V134H156ZM24 134V135H23ZM35 134V135H34ZM106 134V135H105ZM127 134V135H126ZM155 134V135H154ZM2 135V136H3ZM33 135V136H32ZM104 135H105V138H104ZM154 135V136H153ZM158 135V136H157ZM24 136V137H23ZM36 136H38V133H37V135ZM108 136V137H107ZM123 136V137H122ZM153 136V137H152ZM68 137V138H67ZM65 136L64 137V139H62L61 141H65V140H67V141H69V136ZM82 137H84L83 138V140H85L87 137L86 136H82ZM132 137V138H131ZM157 137V138H156ZM196 137V135L194 136V142L196 143V141H197V138H195ZM58 139H60V138H62V136H58L57 137ZM56 138V139H57ZM104 140H103V139ZM120 138V140H118ZM128 138V139H127ZM106 139V140H105ZM132 139V140H131ZM150 139H152L151 141H150ZM1 140V139H0ZM103 140V141H102ZM129 140H130V142H129ZM177 140V141H176ZM20 141V142H19ZM63 141V142H64ZM105 141H106V143H105ZM123 141V140H122ZM132 141V142H131ZM166 141V142H165ZM150 142H152V143H150ZM62 143V142H61ZM102 144H104V145H102ZM117 144V145H116ZM131 144H134V145H131ZM150 144V145H149ZM152 144V145H151ZM165 144V145H164ZM28 145H30L31 146V144H28ZM233 145V146H232ZM133 146H135V147H133ZM26 147V146H25ZM24 147V149H26ZM27 147H29V146H27ZM150 147V148H149ZM221 147V148H220ZM231 147H232V149H231ZM31 147H29V149H30ZM113 148H115V149H113ZM146 150H145V149ZM148 148H149V150H148ZM171 148H172V151H171ZM176 148V149H175ZM139 149H141V150H139ZM179 149V150H178ZM192 149V150H191ZM216 149H218L217 151H216ZM144 150H145V152H144ZM220 150V151H219ZM233 150V151H232ZM129 151V152H128ZM139 153H138V152ZM158 151V152H157ZM162 151V152H161ZM30 152H32V148L30 149V151L29 152H27V153H30ZM113 152V153H112ZM161 152V153H160ZM178 152H180V153H178ZM194 152V153H193ZM209 152V151H208ZM219 152V153H218ZM233 152V153H232ZM27 153H25V154H27ZM175 153V154H174ZM184 153V154H183ZM189 153V154H188ZM218 153V154H217ZM231 153V154H230ZM111 154V155H110ZM178 156H177V155ZM187 154V155H186ZM206 154H207V156H206ZM217 155V156H214V155ZM235 154V155H234ZM262 154H264V152L263 153H261V155ZM114 155V156H113ZM135 155V156H136ZM172 155V156H171ZM181 155V156H180ZM184 155H185V157L189 160H187V164L189 163V165H185V163H183V162H185V161H183L184 159ZM198 155V154H197ZM226 155H228V156H226ZM233 155H234V157H233ZM114 158H113V157ZM174 156V157H173ZM176 157V158H175ZM183 157V158H182ZM191 159H190V158ZM192 157H194V159H192ZM214 157H215V159H214ZM172 158H174V159H172ZM178 158H179V160H178ZM227 158V159H226ZM234 158H235V160H234ZM237 158V159H236ZM242 158H244V159H242ZM168 159H170V161L168 160ZM230 159H232V160H230ZM158 160V161H157ZM161 160V162H159ZM168 160V161H167ZM173 160H175V161H177L176 163L177 164H179V165H177V166H179L180 167V165H181V168H182V171H180V172H178L179 170H177V168H174V166L172 165V161ZM194 160V161H193ZM237 160V161H236ZM0 161H2V159L0 158ZM163 161V162H162ZM179 161V162H178ZM183 161V162H182ZM192 161V162H191ZM55 163H57V161L55 160L54 161ZM181 162V163H180ZM195 162V163H194ZM245 162H247L246 164H245ZM48 163H49V161H48ZM192 163V164H191ZM196 163H198L197 165H196ZM157 164V165H156ZM159 164V165H158ZM8 165V166H7ZM12 164L10 163V162H8V163H4V161L3 162H0V189H2V188H6V186H7V181H8V179H6V178H8V168L9 167H13V165L11 166ZM39 165V164H38ZM41 165V164H40ZM155 165V166H154ZM162 165V166H161ZM172 167H171V166ZM184 165L186 166V168L184 167ZM247 167V169H246V167ZM157 166H161V167H163V168H159V172L160 171H162V172H164L165 173V175H166V173L168 174V173H171L172 175H170V177H173V180L172 181H174L175 180V178L174 177H177V179H178V177H179V179H178V184H180V185H176L175 187H173L172 186V189H173V191L174 190H178L179 188H181V193L179 194V195H181L180 197H181V200H182V202L184 203V202H186V201H189L187 204H188V206H186V205H182V206H178V209H177V207L176 208H174L170 203H169V201L168 202H166L167 200H165L164 201V199H162L161 201H158V203H156L155 202V204H154V202L152 203L151 202V196L154 194V191H155V189H153V185L152 184H154V182H155V179H153L152 178V174H150V171H148V170H152V169H154V168H156ZM8 167V168H7ZM195 169H194V168ZM199 167H201V168H199ZM172 168V169H171ZM189 168H191V169H189ZM218 168V169H217ZM244 168V169H243ZM145 169H146V171H145ZM194 169V170H193ZM196 169H198V170H196ZM214 169H216V170H214ZM186 170V171H185ZM200 170V171H199ZM249 170V171H248ZM111 177H113V170H112V168H111ZM169 171V172H168ZM172 171V172H171ZM193 171V172H192ZM196 171V172H195ZM199 171V172H198ZM204 171V172H203ZM207 173H206V172ZM242 171H243V173H242ZM149 172V173H148ZM161 172V173H162ZM190 172V173H189ZM213 172V173H212ZM249 174H248V173ZM191 173H194V174H192V176L190 175ZM198 173V174H197ZM208 175V177H206V178H199L198 176L199 175ZM209 173V174H208ZM218 173H219V176H217L218 175ZM247 175H246V174ZM257 174H258V171L256 172ZM149 174H150V177H149ZM182 174H185V175H187V176H185L184 177V175H182ZM188 174L190 175V177H192L191 179H190V177L188 176ZM213 176H212V175ZM243 174V175H242ZM256 174V175H257ZM176 175H178V176H176ZM194 175V176H193ZM211 175V176H210ZM251 175H252V177H251ZM181 176V177H180ZM182 176H183V178H186V179H183L182 178ZM211 178H210V177ZM215 176H217V177H215ZM227 177V179L229 180V182L227 181V179H226V177ZM244 176V177H243ZM254 176V177H253ZM263 177H261V175H260V178H258V182H259V185H258V194H259V198H260V201L261 202H263L264 201V199H263V201H262V197H264V192H263V185H264V174L262 175ZM2 177H4L3 179H2ZM6 177V178H5ZM229 177V178H228ZM153 179V181L154 182H151L152 181V179ZM180 178L181 179H183V180H185L184 182L183 181H181L180 180ZM208 178V179H207ZM220 178H221V180H220ZM245 178V179H244ZM151 179V180H150ZM188 179V180H187ZM191 181H190V180ZM196 179V180H195ZM198 179V180H197ZM200 179V180H199ZM243 179V180H242ZM260 179V180H259ZM7 180V181H6ZM206 180V181H205ZM207 180H208V182H207ZM213 180H214V182H213ZM219 180V181H218ZM179 181H180V183H179ZM195 181V182H194ZM200 181V182H199ZM210 181L212 182V183H210ZM218 181V182H217ZM198 182V183H197ZM207 182V183H206ZM222 183V184H224L223 186H226V184L225 183H229L228 185H230V186H227L228 187V189H229V191H231V190H233V194H234V196L236 197V198H240L239 200L240 201H236L235 202V204H233L234 202H232L231 203V207L227 210L229 213H227V211L226 210H224L223 211V213H219V211H220V205H218L217 203H216V201L217 202H220V200H219V197H220V195H221V193H220V185L222 186V184H220V183ZM225 182V183H224ZM243 182V183H242ZM185 185H184V184ZM191 183V184H190ZM197 185H195V184ZM206 183V184H205ZM241 183V184H240ZM201 184V185H200ZM220 184V185H219ZM240 184V185H239ZM242 184H243V186H242ZM163 185V187H164V190H165V192H168V189H169V187L171 188V186H169L168 184H166L165 182L162 184ZM182 185V186H181ZM199 185V186H198ZM217 185V186H216ZM5 186V187H4ZM23 186V185H22ZM21 186V187H22ZM201 186V187H200ZM206 186H208V187H206ZM236 186V187H235ZM27 187V186H26ZM152 187V188H151ZM183 187H185V189L184 190H182L183 189ZM203 187V188H202ZM205 187V188H204ZM168 188V189H167ZM196 188V189H195ZM199 188V189H198ZM202 188V190H200ZM211 188V189H210ZM152 189V190H151ZM204 189V190H203ZM231 189V190H230ZM263 189V190H262ZM196 190H198L197 192H196ZM208 190V191H207ZM213 190V191H212ZM199 191L201 192V194L203 193L204 195H198L199 194ZM212 191V192H211ZM219 191V192H218ZM29 192V191H28ZM249 192V193H248ZM251 192V193H250ZM263 192V193H262ZM145 193V194H144ZM194 193V194H193ZM220 193V194H219ZM148 194V195H147ZM152 194V195H151ZM237 196H236V195ZM261 194V195H260ZM146 195V196H145ZM193 195V196H192ZM195 195V196H194ZM198 195V196H197ZM244 195V196H245ZM141 196L139 197V198H141ZM149 196V197H148ZM1 197V196H0ZM192 197V198H191ZM196 197V198H195ZM204 197H205V199L207 198L208 199V201L206 200V207H205V210H203L202 208H201V204H197V203H201L202 201H204L205 199H204ZM19 198V199H18ZM21 196H17L15 199H17V200H19V201H22L21 199ZM139 198L137 197L136 199H135V197L133 198L132 197V200L130 199V201H131V203L135 200V206H134V208H133V213H132V215L134 214V219L136 218L135 216H136V214H138L137 213V211H138V207L137 206H139ZM141 198V199H142ZM190 198V199H189ZM112 199H113V197H112ZM134 199V200H133ZM140 199V200H141ZM192 199V200H191ZM194 199V200H193ZM203 199V200H202ZM147 201V202H146ZM0 202H1V198H0ZM207 202H209V203H207ZM151 203V204H150ZM161 205H160V204ZM189 203H190V206H189ZM213 203V204H212ZM252 203L253 202H251L250 204L252 205ZM3 205H4V203H2ZM133 204V203H132ZM200 207H199V206ZM210 205H211V207H210ZM234 205H237V206H235L234 207ZM158 206V207H157ZM186 206V207H185ZM146 207H147V209H146ZM190 208H194V210L192 211ZM195 208H196V210H195ZM11 209V208H10ZM200 209V214L201 215H199V211L198 210ZM203 211H205V214H204V212H202V210ZM219 211H218V210ZM251 209H252V216L251 217H249V221L252 223V225H256V226H258L259 224V218H255L256 217V215L255 214H258V217H261V218H263L264 217V208H258L257 210L255 209V207H251ZM262 209V210H261ZM96 210V209H95ZM95 210H92L93 212H91L90 210H88L87 211V219L88 220H90V219H96L98 216H102V217H105L106 218V215H107V217H108V214L109 213H104L103 211H102V209H97L96 211ZM136 211V212H135ZM142 211V210H141ZM140 211V212H141ZM148 211V212H147ZM255 211V212H254ZM259 211V212H258ZM263 211V212H262ZM99 212H100V214H99ZM152 212V214H149V213H151ZM192 212H198L197 214L196 213H192ZM221 212V211H220ZM258 212V213H257ZM27 213V212H26ZM146 213V214H145ZM192 215H191V214ZM261 213H263V214H261ZM89 214H91V215H89ZM93 214H96L95 216H97V217H94V215ZM104 214V215H103ZM196 214V216H194ZM222 214V215H221ZM225 216H224V215ZM227 214V215H226ZM24 215H27V216H29L28 215V213L27 214H24ZM93 215V217H91ZM147 215V216H146ZM148 215H158L157 216V218L156 219H153L152 220V223H151V219H145V217L147 218L148 217ZM189 215H191L192 217H193V219H196V221H197V223L195 224V226H192V228H190L189 230H188V233L187 234H185L186 236H183L184 238L182 239L183 240V242H184V244H183V246L182 247H178V246H175V247H173L172 246V243L174 242V237H176L178 234H176V233H178V231L180 232V231H182V230H184V228H182L183 226H184V223L182 224L181 223V226H179L180 225V222H181V220H182V222H187V220L189 221L190 219V222H189V224L190 223H192V222H196L195 220H193L192 218H188V217H190ZM197 216H199V217H197ZM255 216V217H254ZM138 217V216H137ZM153 217V216H152ZM184 217V218H183ZM15 218V221L16 222H18L17 224H19L20 222H21V220L23 219V217H21L20 218V220H18L19 218H17L16 217V215H14L13 217H11V220L12 219H14ZM17 218V219H16ZM186 218V219H185ZM32 219V218H31ZM121 218H119L118 216H117V221H119ZM158 219V220H157ZM183 219H185V220H183ZM33 220V219H32ZM30 221V222H28V226L29 227H31V228H29L28 226H27V224H26V229H25V226H24V235H23V237L21 238H19V237H17V238H15L16 239V241H22L23 239H25V234L27 233H30L31 234V236L32 235H37V236H39L40 235V237H41V234H37V232L35 231V229L36 228H34L35 226H34V222L35 221ZM148 220V221H147ZM155 220H157V221H155ZM199 220V221H198ZM39 221V220H38ZM37 221V222H38ZM179 221V222H178ZM259 221V222H258ZM1 223H0V225L3 227V228H5V226H6V224H8V223H6V222H2V221H0ZM151 224H150V223ZM155 222V223H154ZM158 222V223H157ZM6 223V224H5ZM38 223H40V222H38ZM154 223V224H153ZM32 224V225H31ZM158 224V227H159V229H158V227L156 226ZM151 225V226H150ZM183 225V226H182ZM32 226H33V231L35 232H33L32 231ZM82 227L83 225H82V223H81V225H79V227ZM145 226V227H144ZM148 226V227H147ZM55 227L57 228V229H55ZM176 227L177 228H179V230H177L176 229ZM182 229H181V228ZM194 227V228H193ZM49 228L51 229L50 231L52 232V235H53V233H54V235L52 236L51 235V237H53V239H58L59 238V236H60V238L58 239L59 240V242L61 243V241H63V239L62 238H64L65 236H66V238L67 237H69L71 234H72V232H74V231H77L78 230V226H76V228L75 227H73V226H67V227H65V229H64V227H57V226H53V224L51 225L50 224V226H49ZM58 228H59V230H58ZM73 228H75V229H73ZM132 228H136L135 226L134 227H132ZM138 226H137V231H138ZM61 229V230H60ZM62 229H63V233H61L62 232ZM69 229H72V230H69ZM77 229V230H76ZM181 229V230H180ZM200 229V230H199ZM25 230H26V232H25ZM30 230V231H29ZM39 230H40V228H39ZM55 230V231H54ZM74 230V231H73ZM176 230H177V232H176ZM260 230V229H259ZM58 231V232H57ZM67 231V232H66ZM70 231H72V232H70ZM137 231L136 232H134V231H131V232H129V231H126V232H128V233H125V234H127L126 236H128L129 238L130 237H133V233L132 232H134L135 234H137ZM235 231V232H234ZM250 231V232H249ZM33 232V233H32ZM139 232V231H138ZM234 232V233H233ZM41 233V232H40ZM57 233H59V234H57ZM61 233V234H60ZM66 233V234H65ZM132 233V234H131ZM62 234H63V237H62ZM124 234V235H125ZM134 234V235H135ZM176 234V235H175ZM181 234H183L182 232L181 233H179V235H181ZM58 235V236H57ZM69 235V236H68ZM34 237V236H33ZM55 237H57V238H55ZM15 239H13L14 240V243H16V241H15ZM19 239H21V240H19ZM61 240V241H60ZM170 240V241H169ZM185 240V241H184ZM196 240V243L194 244V241ZM2 241H3V244H2ZM131 241H133V240H131ZM219 241V242H218ZM12 241H9L8 239H5V240H1L0 241V244L1 245H3V246H1L0 245V250H4L3 248L7 245V244H10V245H7L6 246V248L8 247V248H10L11 247V245L13 244V242L11 243ZM171 242V243H170ZM185 242H186V244H185ZM224 244H223V243ZM7 243V244H6ZM150 243V244H149ZM169 243H170V245H169ZM188 243V244H187ZM222 243L223 245H225L226 246V250H225V252H220L219 253V255L218 256H215V253H214V250H216L215 248H217V246L218 245H220V244ZM134 244V243H133ZM168 244V245H167ZM221 244V245H222ZM166 245H167V247H166ZM260 245V246H259ZM58 246V250H60V251H62V248H61V246L58 244L57 245ZM2 247V248H1ZM59 247H60V249H59ZM165 247V248H164ZM245 247V248H244ZM251 247V248H250ZM255 248H257V252H259V253H257L256 252V250H255ZM258 249L260 250V251H258ZM59 251V253H61ZM167 251V252H166ZM31 251H28V253H27V255L25 256V252H24V256H25V258L27 259V256H29L28 257V259L27 260H29V259H33V255L32 256H30V254H32V253H30ZM164 252H166V256L164 257ZM231 254V255H230ZM233 254H238L239 256H240V258H237L236 256H233ZM242 255L243 256H246L247 255V257H245V258H242ZM257 256V255H256ZM31 257V258H30ZM143 259H145V260H143ZM235 257V258H234ZM138 258V259H137ZM241 258H242V260H241ZM215 259V260H214ZM244 259V260H243ZM57 260H59V258L57 259ZM113 260V259H112ZM208 260V261H207ZM214 260V261H213ZM243 261H244V263H243ZM254 261V262H253ZM257 261H258V263H257ZM57 262V261H56ZM59 262H60V260H59ZM66 262H68V261H66ZM65 261H63L61 264H69V263H66ZM117 263H118V261H116ZM128 264H130V263H128Z\"/></svg>",
  "mask_w": 264,
  "mask_h": 264
}]
</instances>
